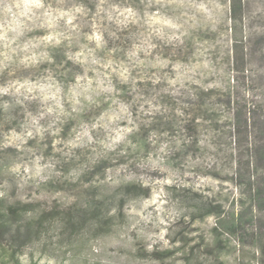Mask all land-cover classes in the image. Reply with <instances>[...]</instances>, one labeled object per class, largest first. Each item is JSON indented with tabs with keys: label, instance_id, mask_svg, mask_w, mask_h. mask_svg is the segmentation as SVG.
<instances>
[{
	"label": "rangeland",
	"instance_id": "rangeland-1",
	"mask_svg": "<svg viewBox=\"0 0 264 264\" xmlns=\"http://www.w3.org/2000/svg\"><path fill=\"white\" fill-rule=\"evenodd\" d=\"M246 1L234 34L229 0H0V198L53 211L50 233L84 224L22 263L159 264L178 217L238 208L232 150L246 165L264 120V0Z\"/></svg>",
	"mask_w": 264,
	"mask_h": 264
},
{
	"label": "trees",
	"instance_id": "trees-1",
	"mask_svg": "<svg viewBox=\"0 0 264 264\" xmlns=\"http://www.w3.org/2000/svg\"><path fill=\"white\" fill-rule=\"evenodd\" d=\"M246 12V0H229L230 30L234 34L238 32V25L242 26ZM243 39L244 36L241 41ZM226 98L228 104L232 105L234 94L231 89ZM257 107L258 103H250L245 111L246 122L251 115L255 118ZM233 120L235 125L232 127L231 138L236 142L240 137L238 115ZM261 123L248 126L252 130L251 135L256 130L261 141L248 156L246 165L243 162L246 156H242L237 148L232 150L233 179L242 191L238 208L227 210L223 205L213 204L204 208L203 214H184L178 217L173 224L174 231L168 233L170 248L160 250L154 247L151 252L159 264H264V184L260 183V177L264 176V120ZM136 137L134 135L132 138L133 146L142 150L146 141ZM0 164L2 171L4 164ZM29 214L30 211L21 210L18 205L7 206L6 200L0 198V264H24L19 259L21 253L42 240L46 234L53 236L60 233L56 242L67 246L80 227L84 231L82 220L67 217L59 231L53 230L50 233L47 224L57 219L52 217L53 211L27 217ZM210 216H215L216 223L208 237L199 231L196 224ZM95 227L94 231H97L99 226L96 224ZM54 239V236L51 237V240Z\"/></svg>",
	"mask_w": 264,
	"mask_h": 264
}]
</instances>
